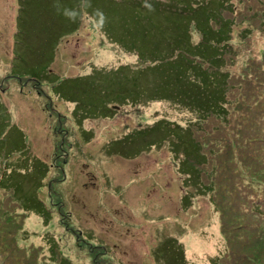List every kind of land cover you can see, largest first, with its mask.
<instances>
[{"label": "rangeland", "instance_id": "rangeland-1", "mask_svg": "<svg viewBox=\"0 0 264 264\" xmlns=\"http://www.w3.org/2000/svg\"><path fill=\"white\" fill-rule=\"evenodd\" d=\"M55 1L58 9L63 8V0ZM233 3L235 16L244 21L233 29L235 56L227 71L233 84L244 78L247 67L248 79L261 80L264 67L257 65L264 64V18L252 14L255 8H259V13L264 10V0L261 5L252 0ZM50 5L51 0H36L34 7L30 6L39 16L36 15L38 21L44 24L24 23L17 29L20 0H0V161L20 166L21 174L27 165L36 166L34 169L39 172L36 160L48 164L51 156L55 167L52 168L60 167L55 174L60 182L44 190L48 197L46 207L50 210L47 225L40 224L35 211L28 210L22 217L19 210L0 206L8 212L1 220L0 252L9 264H44L43 261L63 264L61 259L70 264H163L159 254L162 246L169 255L177 253L179 246L183 264H214L224 252L220 259L223 264L240 261L245 264L251 252H246L238 241L233 242L236 231L230 222L227 224L228 219L245 224L240 238L257 237L259 251L264 256V226L251 217L252 208L242 202L239 193L240 188H247L249 197L264 193V139L254 148L245 149L236 144L233 148L237 155L246 153L244 158L252 155L255 166L243 174L258 188L249 190L248 179H242L244 183L239 176H228L221 169L220 175H215L214 192L201 196L194 187L184 186L168 146L146 149L137 155L135 143L128 147L115 146L122 137L150 126L161 116L182 125L195 121L198 124V120L189 110L168 103L135 108L112 106L117 108L111 113L82 119L75 103L60 96L57 86L65 84L63 90L68 87L67 91H71L74 80L77 82L73 78L89 76L94 71L102 78L120 65L130 67L131 71L137 58L123 49L119 39L110 41L85 10L81 11L75 31L58 35L53 30ZM21 9L24 19H31L25 2ZM25 29L31 34L29 38L21 34ZM243 29L249 30V36L240 39ZM198 39L195 33L194 40ZM33 51H40L42 60L32 63L29 70L30 66L22 60L26 58L29 62L28 55ZM46 68L51 74L43 78ZM20 77H30L31 81ZM35 78H39V83ZM246 83V80L242 82ZM91 84L89 87L93 89L96 83ZM243 87L249 88L248 94L253 93L248 83ZM251 99L249 96V102ZM237 115L244 117L232 106L229 118ZM198 127L209 133L195 134L205 143V151L206 142L209 147L217 144V150L227 147L229 141L227 144L224 141L229 134L217 136L209 124L206 127L198 124ZM251 128L258 130L254 122ZM261 132L264 134V130ZM218 137L223 143H214ZM54 173H47V178ZM20 180L23 183L22 176ZM31 185L32 182L26 181L25 194L18 197L24 208L36 210V203L29 199L35 189ZM49 192L53 194L51 197ZM189 193H195V197L186 205L185 197ZM43 195L41 191L40 196ZM213 196L215 202L211 200ZM50 199H53L52 206ZM260 202L264 207L263 198ZM59 204H62L61 211ZM15 231H19L17 237ZM54 244L58 249L52 256Z\"/></svg>", "mask_w": 264, "mask_h": 264}, {"label": "trees", "instance_id": "trees-1", "mask_svg": "<svg viewBox=\"0 0 264 264\" xmlns=\"http://www.w3.org/2000/svg\"><path fill=\"white\" fill-rule=\"evenodd\" d=\"M233 1L63 0V8L58 9L56 1L51 0L49 8L53 30L58 35L63 32L68 34L75 31L79 24L81 11L85 10L105 31L110 41L119 39L118 43L122 45L123 49L134 53L137 58L131 71H129L130 67L120 65L102 78L98 76V71H94L89 76L73 78L77 79V82L74 80L75 85L71 91H67L68 87H66V91L63 90L65 84L57 86L61 93L60 96L75 103V108L80 111L82 119L92 118L95 114L104 116L111 113L113 112L112 106L129 105L135 108L151 103H168L194 113L199 125L203 124L205 127L208 124L212 125L211 130L217 136L229 134L227 141H224L226 144L229 141L226 147L228 150L226 148L217 150V144L209 147L206 142L207 151H205V143H201V140H198L201 138L196 137L195 134L197 132L209 133L205 129L201 130L196 121L192 124L182 125L168 117L161 116V119L156 120L150 126L133 131L115 142V146L122 147H128L135 143V155L146 149H161L168 146L175 157L173 166L177 164V171L183 179L184 186L194 187L199 196L214 192V180L218 174L220 175L221 169L225 170V174L228 176H239L241 180L248 179L243 173L247 171V168L255 166L252 165V155L247 154L249 159L244 158L246 153L237 155L233 149L234 144L248 149L249 147L254 148L253 146L261 143L264 139V134L261 132V129L264 130V78L261 80L255 77L248 79L249 70L247 67L245 71L248 72L245 73L244 78L240 77L239 81L233 84L230 71H227L228 64H232V57L235 56V48L232 44L233 29L244 21L235 16ZM252 1L261 5L262 0ZM24 2L28 6L31 19H24L21 15V6ZM35 3L36 0H20L17 29L23 27L24 23L35 22L34 24L40 26L44 24L38 21L39 16L31 8ZM255 9L252 16L257 18L258 15L264 18V10L262 9L259 13L257 11L259 8ZM24 31L21 34L29 38L31 34L27 29ZM248 31L247 29L241 30L240 39L248 38ZM195 33L199 36L197 41L194 40ZM21 34L19 33V36ZM28 60L29 62L24 58L22 63L27 67L29 65V70H31L32 63L42 60V53L33 51L28 55ZM257 67H264V64L261 63ZM45 72L47 73L42 76L43 78L47 74H51L48 68L45 69ZM80 78H85V80L80 81ZM20 79H30L26 81H31L30 77H20ZM34 80L39 83V78ZM244 80L247 81L249 87L251 86L252 94H248L249 88L243 87L247 85V83L242 84ZM254 81L258 82L257 85L254 84ZM75 82H82V84ZM91 82L96 83L93 89L89 87L92 85ZM249 96L252 97L251 102H249ZM244 97H246L245 100H243ZM232 106L238 113L242 112L244 117L237 115L234 119L229 118V109ZM246 115L247 119L249 117V125L245 118ZM253 122L258 126L256 131L251 128ZM219 138L214 140V143L221 142ZM52 158L51 156L50 162L44 165L35 159L39 172L34 169L36 166H28L25 162L27 167L23 174L18 171L20 166H15V163L0 161L2 164L0 167V206L15 208V210H19V213H22V217L27 214L28 210L35 211L40 224L47 225L49 222L47 215L50 210L46 207L48 197L44 190L46 187L50 190L54 184L60 182L55 176L60 167L56 166L57 168L54 169ZM230 161L234 163H229ZM208 164L209 168H206ZM50 171H55V173L47 178V173L50 174ZM21 176L23 183L20 180ZM44 179H48L49 182H44ZM248 180L251 183V185L246 183L250 186L249 190L258 188L252 185L256 183ZM26 181L32 182L31 187L35 188L29 199L36 203L34 205L36 210L24 208L19 199L25 194L23 185ZM242 181L245 183L244 180ZM246 190L247 188H240V198L242 202L251 206V217L258 224L264 226V207L260 205V200L262 198L264 200V193L256 197H249ZM41 191L44 193L43 197L40 196ZM49 194L51 197L52 193L49 192ZM194 197L195 193H189L185 197L186 205H189ZM52 200H49L51 206ZM211 200L215 202L214 196ZM237 200H239L238 197ZM254 201H256V205L253 204ZM58 206L61 207L62 204ZM1 207L0 226L2 225L1 220L8 216V212ZM186 207L184 206V208ZM61 209L62 207L60 211ZM218 211L221 212V210ZM58 217L56 221H59ZM234 221V223L229 219L227 221V224L230 222L231 228L236 231L233 242L238 241L246 252H251L250 258L248 255L246 256L245 264H262L264 256L259 251L257 237L248 240L243 235L244 238H240L245 224L237 220ZM18 233L19 231H15L16 237ZM176 248L177 253L171 255L164 250L163 246L160 248L162 254L161 252L159 254L163 264H183V252L179 246ZM51 249L53 251L51 255L55 256L57 246L54 244ZM223 254L218 256L214 264H223L220 262ZM48 259L51 260V258ZM61 261L63 264H70L68 261L62 259ZM7 262L9 264V260L0 252V264H7ZM42 263L47 264L45 261ZM242 263L240 261L239 264Z\"/></svg>", "mask_w": 264, "mask_h": 264}, {"label": "water", "instance_id": "water-1", "mask_svg": "<svg viewBox=\"0 0 264 264\" xmlns=\"http://www.w3.org/2000/svg\"><path fill=\"white\" fill-rule=\"evenodd\" d=\"M117 107H113V109H116Z\"/></svg>", "mask_w": 264, "mask_h": 264}, {"label": "crops", "instance_id": "crops-1", "mask_svg": "<svg viewBox=\"0 0 264 264\" xmlns=\"http://www.w3.org/2000/svg\"><path fill=\"white\" fill-rule=\"evenodd\" d=\"M49 156H50V154H49Z\"/></svg>", "mask_w": 264, "mask_h": 264}]
</instances>
